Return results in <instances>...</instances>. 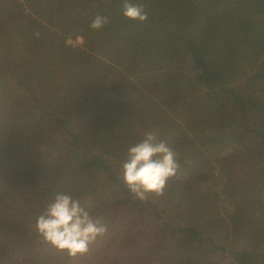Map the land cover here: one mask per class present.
I'll return each mask as SVG.
<instances>
[{
    "label": "trees",
    "instance_id": "trees-1",
    "mask_svg": "<svg viewBox=\"0 0 264 264\" xmlns=\"http://www.w3.org/2000/svg\"><path fill=\"white\" fill-rule=\"evenodd\" d=\"M124 2L0 0V264H264V0ZM148 131L179 170L140 200ZM57 193L107 226L74 257L35 227Z\"/></svg>",
    "mask_w": 264,
    "mask_h": 264
},
{
    "label": "clouds",
    "instance_id": "clouds-1",
    "mask_svg": "<svg viewBox=\"0 0 264 264\" xmlns=\"http://www.w3.org/2000/svg\"><path fill=\"white\" fill-rule=\"evenodd\" d=\"M122 15L130 20L146 22L148 13L142 4L125 0ZM110 22L108 17L97 15L89 25L100 30ZM123 180L135 198L144 200L151 193L162 195L169 179L179 170L177 153L157 134L145 132L143 139L128 148V159L122 165ZM91 204H82L70 194L57 193L36 219V230L44 242L70 256L85 253L97 237L107 232L102 219H94Z\"/></svg>",
    "mask_w": 264,
    "mask_h": 264
},
{
    "label": "rangeland",
    "instance_id": "rangeland-1",
    "mask_svg": "<svg viewBox=\"0 0 264 264\" xmlns=\"http://www.w3.org/2000/svg\"><path fill=\"white\" fill-rule=\"evenodd\" d=\"M67 43L68 44H71V45H73V46H78V45H81V44H83V37L82 36H77V37H72V36H69V37H67ZM213 175H214V177H212L211 179H210V182H209V185L210 184H215L216 182L218 183V178L217 177H219V175H218V171H215L214 173H213ZM219 186H217V188H218ZM222 211H224V210H222L221 209V212Z\"/></svg>",
    "mask_w": 264,
    "mask_h": 264
}]
</instances>
